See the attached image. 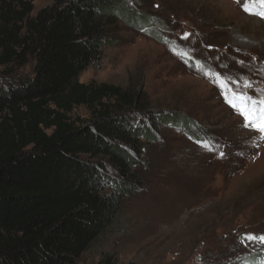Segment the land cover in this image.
<instances>
[{
  "label": "rangeland",
  "instance_id": "374dc122",
  "mask_svg": "<svg viewBox=\"0 0 264 264\" xmlns=\"http://www.w3.org/2000/svg\"><path fill=\"white\" fill-rule=\"evenodd\" d=\"M31 1L32 16L53 4ZM126 2L132 24L118 22L114 44L79 82L139 94L142 120L163 114L167 122L154 141L141 140L143 156L133 169L139 187L78 264L103 253L120 264H264V243L245 239L264 236V133L244 127L225 102L239 93L264 98V19L244 5L251 13L264 6ZM183 117L192 122L190 133L172 124ZM72 118L88 122L90 114L81 107Z\"/></svg>",
  "mask_w": 264,
  "mask_h": 264
},
{
  "label": "trees",
  "instance_id": "16d2710c",
  "mask_svg": "<svg viewBox=\"0 0 264 264\" xmlns=\"http://www.w3.org/2000/svg\"><path fill=\"white\" fill-rule=\"evenodd\" d=\"M33 9L0 0V264H78L139 187L141 140L154 141L167 121H143L139 94L79 82L114 44L118 22L132 24L126 0ZM81 107L88 122L72 118ZM181 120L171 123L190 133ZM93 264L120 263L103 253Z\"/></svg>",
  "mask_w": 264,
  "mask_h": 264
},
{
  "label": "snow or ice",
  "instance_id": "6c2138e0",
  "mask_svg": "<svg viewBox=\"0 0 264 264\" xmlns=\"http://www.w3.org/2000/svg\"><path fill=\"white\" fill-rule=\"evenodd\" d=\"M237 2L239 3V0H237ZM252 2L259 3L260 5L264 6V0H252ZM244 11L249 12V14H256L260 16V18L264 19V12L251 13L246 4L244 5ZM245 86L251 87L250 84H246ZM236 101H239V103ZM225 102L230 107L235 109L239 116L243 117L244 127L264 133V98H254L244 93H239L234 94L233 99H228V97L225 96ZM222 155L223 153H221V156ZM245 239L249 241L258 240L259 242L264 243V236L257 237L252 234H247Z\"/></svg>",
  "mask_w": 264,
  "mask_h": 264
}]
</instances>
